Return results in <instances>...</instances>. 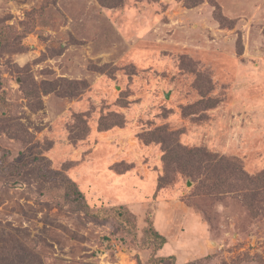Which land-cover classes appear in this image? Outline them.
I'll use <instances>...</instances> for the list:
<instances>
[{
    "label": "rangeland",
    "instance_id": "374dc122",
    "mask_svg": "<svg viewBox=\"0 0 264 264\" xmlns=\"http://www.w3.org/2000/svg\"><path fill=\"white\" fill-rule=\"evenodd\" d=\"M0 264H264V0H0Z\"/></svg>",
    "mask_w": 264,
    "mask_h": 264
},
{
    "label": "trees",
    "instance_id": "16d2710c",
    "mask_svg": "<svg viewBox=\"0 0 264 264\" xmlns=\"http://www.w3.org/2000/svg\"><path fill=\"white\" fill-rule=\"evenodd\" d=\"M154 232H156L157 235H159L160 237H162V235H161L157 230L154 229ZM162 238H163V240H164V241H163V243H164L166 240L164 239V236H163ZM163 243H162V244H163Z\"/></svg>",
    "mask_w": 264,
    "mask_h": 264
}]
</instances>
